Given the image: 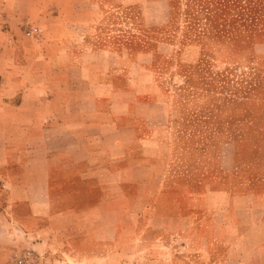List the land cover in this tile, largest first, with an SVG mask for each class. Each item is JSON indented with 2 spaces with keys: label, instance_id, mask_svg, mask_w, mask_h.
<instances>
[{
  "label": "crops",
  "instance_id": "obj_1",
  "mask_svg": "<svg viewBox=\"0 0 264 264\" xmlns=\"http://www.w3.org/2000/svg\"><path fill=\"white\" fill-rule=\"evenodd\" d=\"M138 3L0 0V264L24 249L39 264H121L120 214L143 212L166 224L164 235L137 239L165 248L145 264H185L183 255L199 256L195 245L209 252L206 264H252L253 253L264 264V108L177 141L161 89L130 87L129 70L81 42L101 18L139 12ZM31 28L39 34L27 36ZM220 212L239 236L220 235ZM188 227L193 241L178 236Z\"/></svg>",
  "mask_w": 264,
  "mask_h": 264
},
{
  "label": "rangeland",
  "instance_id": "obj_2",
  "mask_svg": "<svg viewBox=\"0 0 264 264\" xmlns=\"http://www.w3.org/2000/svg\"><path fill=\"white\" fill-rule=\"evenodd\" d=\"M138 1L141 11H113L83 31L81 42L92 51H104L105 59L129 70L130 87L151 93L155 86L161 89L163 95L155 98L169 109L165 130L175 140L197 141L214 128L239 122L258 106L264 108V0ZM140 216L120 214L119 234L126 253L121 264H145L147 253L158 257L165 250L163 244L148 249L137 241L141 236L164 235L165 220L148 212ZM229 217L220 212L214 218L217 231L223 229V237L239 236ZM148 221L155 231L142 230L139 223ZM181 233L178 236L193 241L195 228ZM255 234L260 232L253 231V239ZM174 238L179 253L180 241ZM195 249L192 253L199 256L183 255L184 263H209L204 246L195 245ZM239 251L240 247L234 249ZM255 255L252 264H258ZM161 261L179 264L163 257ZM104 264L115 263L110 257Z\"/></svg>",
  "mask_w": 264,
  "mask_h": 264
},
{
  "label": "built area",
  "instance_id": "obj_3",
  "mask_svg": "<svg viewBox=\"0 0 264 264\" xmlns=\"http://www.w3.org/2000/svg\"><path fill=\"white\" fill-rule=\"evenodd\" d=\"M38 30L36 28H31L26 32L27 36H36ZM42 256L35 253L33 250L24 249L20 253L13 256V264H39Z\"/></svg>",
  "mask_w": 264,
  "mask_h": 264
}]
</instances>
